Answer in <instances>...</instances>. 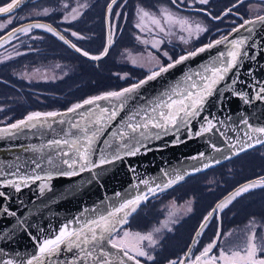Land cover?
Listing matches in <instances>:
<instances>
[{
  "label": "water",
  "instance_id": "95a60500",
  "mask_svg": "<svg viewBox=\"0 0 264 264\" xmlns=\"http://www.w3.org/2000/svg\"><path fill=\"white\" fill-rule=\"evenodd\" d=\"M33 23L96 62L110 51L90 56L39 20L0 44ZM263 144L264 13L134 84L0 125V264H145L112 240L141 200ZM259 180L217 201L179 264L219 206Z\"/></svg>",
  "mask_w": 264,
  "mask_h": 264
},
{
  "label": "rangeland",
  "instance_id": "374dc122",
  "mask_svg": "<svg viewBox=\"0 0 264 264\" xmlns=\"http://www.w3.org/2000/svg\"><path fill=\"white\" fill-rule=\"evenodd\" d=\"M11 2L1 0L0 7H6ZM127 3L126 0H41L23 8L18 12L21 13L19 15L0 17V35L10 29L15 17L29 18L36 16V12L44 15L52 5L66 4L63 19L74 23L71 26L73 29L67 33L79 41L77 45L81 50L86 54L90 51L93 57H100L109 48L110 54L103 64L104 69L111 73L113 70L112 75L123 80L137 73H153L177 56L178 52L204 46L212 36L230 29L236 21L264 11V0H131L126 8ZM89 7L93 9L88 11L87 16L92 20L95 18L96 24L82 32L81 22L85 19L83 12ZM123 9L129 10L130 19L120 35L118 32L124 19L121 14ZM61 21L57 24L61 25ZM41 28L52 34V39H60L55 31ZM74 28L81 31H75ZM22 29L17 36L38 31L37 25ZM88 31L92 32V39L85 40L84 35ZM35 36L38 38V34ZM6 43L3 41L0 45V125L14 121L16 117L45 113V110L56 111L60 106H75L83 97L89 99L91 92L101 86L93 82L94 78H103L106 84L112 83V77L103 72L102 75L93 73L90 71L92 68H86L85 62L79 58L58 56L43 61L40 60L39 45L34 51L25 52V47H16L9 52ZM257 153L253 158H264V147ZM248 158L247 155L226 167L188 179L185 183H177L178 187L172 192L151 203L150 214L159 215L157 218L149 223L144 215L138 221L131 220L126 224L127 227H122L115 234L113 242L137 252L139 233H143V247L150 256L155 251L166 256L180 252L186 247L193 230L215 205L217 195L227 192L230 178H245L243 169L251 165ZM263 166L252 169L251 178L241 181L228 193L240 184L264 175ZM253 175L258 176L252 178ZM262 186L264 183L259 180L238 189L219 206L220 211L227 209L230 203L249 190ZM258 191H250L253 200L249 211L232 217V222L236 224L229 227L220 240L222 257L219 264H264V192ZM259 228H262L261 231ZM213 246L208 244L206 252ZM171 262L169 260L165 264ZM198 264L217 263L214 258L208 257L199 260Z\"/></svg>",
  "mask_w": 264,
  "mask_h": 264
},
{
  "label": "flooded vegetation",
  "instance_id": "af4514ba",
  "mask_svg": "<svg viewBox=\"0 0 264 264\" xmlns=\"http://www.w3.org/2000/svg\"><path fill=\"white\" fill-rule=\"evenodd\" d=\"M12 2L16 1V0H11ZM41 0H31L29 3H27L25 6L21 7V10L23 8H25L26 6L28 7L29 5H31L32 3H37ZM54 1V0H51V2ZM56 1V0H55ZM1 2V0H0ZM10 2V1H9ZM11 2V3H12ZM10 3V4H11ZM66 5V4H65ZM64 5V6H65ZM9 6V5H8ZM63 7V9L66 7ZM178 6L182 9H185L184 7H181L179 4ZM67 8V7H66ZM62 8L60 9L61 11L65 12V10H63ZM21 10L11 14V15H19L21 13H18L20 12ZM65 14V13H64ZM10 15V16H11ZM57 18V7H56V4L52 5L51 8L48 9V11L46 13H44V15H41V14H38V12H36V16H33V17H29V18H26V17H15L14 19H12V25H10V29H6L4 33H1L0 35V38L1 36H3L4 34L8 33L11 31V29L19 26V25H22L23 23H27V22H33V21H46V22H49L53 25V23L51 21H55V19ZM58 19H56L57 21ZM62 20L61 22L62 23H66V22H71L69 20H66L65 19H60ZM59 20V21H60ZM10 22V23H11ZM127 22V16L125 17V19L123 20L122 24H121V30L120 32H118V34H122L126 28L125 24ZM33 25H37V30H42V31H45L44 29L41 28L42 27H45V28H48L50 30H53L51 29L50 27H48L46 24L42 25V24H36V23H33ZM32 24L31 25H28V26H33ZM54 26V25H53ZM7 27H9L7 25ZM27 27V26H25ZM56 27V26H54ZM24 28V27H23ZM56 29H59L56 27ZM23 29H21V32H22ZM63 34L66 33V32H70V30L67 28H63V30L59 29ZM20 30L13 33L11 36L7 37L6 39L2 40L1 43H3V41H6V45H7V51H13L14 48L16 47H25L23 50L26 52V51H34L37 49V45H39V41H38V38L35 36L38 34V31H36L35 33L33 34H23V35H19L17 36L19 33H21ZM56 32V31H55ZM57 33V32H56ZM90 34H92L90 31H88L87 35H86V39L87 40H90L92 38H90ZM65 35V34H64ZM67 36L68 39H70V41L77 47L81 50V48L79 47V45H77V43L79 41H77L76 39H74L71 34H68V35H65ZM60 40H62L66 45H68L72 50H74L71 45L69 44V42L63 40L60 36ZM37 42V43H36ZM89 42V41H88ZM35 43V44H34ZM1 45V44H0ZM34 47V48H32ZM77 54L79 52H77L76 50H74ZM83 51V50H82ZM23 52V51H22ZM21 52V53H22ZM84 52V51H83ZM85 53V52H84ZM87 53V52H86ZM80 54V53H79ZM109 54V53H108ZM107 54V55H108ZM82 57H84L82 54H80ZM88 55L92 56V53L89 51ZM106 55V56H107ZM104 56V57H106ZM103 57V58H104ZM85 59H88L86 57H84ZM101 58V59H103ZM100 59V60H101ZM88 60H92V59H88ZM95 61V60H93ZM98 63V62H97ZM0 81H2V79L0 78ZM9 84V83H8ZM256 179H260V181L262 183H264V175H261L259 177H256ZM166 190L168 189H164V190H161V192H155V193H152L150 194V196H147L145 199L141 200L140 204L133 210V213L131 214L130 218L128 220L125 221V225L123 228L127 227V223L130 222L131 220L133 221H138L141 219V216H145L147 218V223L149 222H152L153 219L157 218L158 216H154L151 213L150 211V205L152 202L156 201L157 199L159 198H162V196H165L166 194ZM164 194V195H163ZM227 195V194H226ZM225 196V195H224ZM223 196V197H224ZM222 197V198H223ZM221 198V199H222ZM220 199H218L217 201H219ZM217 202H215L216 204ZM215 206V205H214ZM213 206V207H214ZM213 207H211V209L208 211V213L213 209ZM207 213V214H208ZM221 213L222 211H220V208L217 209V211L213 214V216L210 218V220L207 222L206 226L203 227L201 229V232L200 234L198 235L197 239H196V243L195 245L193 246V248L191 249L190 251V254L189 256L187 257V260H186V263H190V264H197L199 260H205L206 258L208 257H212L216 260V263L219 264V259L222 257L221 255V252H220V248H222L221 246V238H222V227H223V222H222V219H221ZM206 214V215H207ZM206 217V216H205ZM204 217V218H205ZM203 218V219H204ZM213 218H217L218 221L215 222L213 221L214 219ZM202 219L201 223L204 221ZM199 223L196 228L194 229V232L192 234V237L190 238V240L188 241V245L186 247V249L181 252L179 255L177 254V252L173 255H159L156 251L153 253L152 256L149 255V252H147V250L143 247L144 244H143V241L145 239V235L143 233H139V250L136 251H133L132 249H129L127 246L125 245H122L130 254H133L134 256H136V258L138 260H140L142 263L144 262L145 264H165V262H168L169 260L172 261L170 264H179L182 259L185 257L186 255V251L188 249V247L190 246L191 244V241L196 233V229L199 227V225L201 224ZM144 227H142L141 230H143ZM140 230V231H141ZM208 244H213V248H211V250H208L206 252L205 250V247L208 246Z\"/></svg>",
  "mask_w": 264,
  "mask_h": 264
},
{
  "label": "trees",
  "instance_id": "16d2710c",
  "mask_svg": "<svg viewBox=\"0 0 264 264\" xmlns=\"http://www.w3.org/2000/svg\"><path fill=\"white\" fill-rule=\"evenodd\" d=\"M126 1H128V3H127V6H126V8L128 7V5L129 4H131V0H126ZM56 7H57V18L56 19H58L57 21H56V19H55V21H51L52 23H53V25L54 26H56L57 28H59V29H61V30H63V28H67V29H73V28H71V26H72V23L73 22H66V23H62L61 22V25L60 24H57V22L60 20V19H63V17L65 16V12H63V11H61L60 9L62 8L63 9V7L62 6H60L59 4H56ZM125 8V9H126ZM93 9V7H89L87 10H85L84 12H83V18L85 17V19L83 20V18L82 19H80V21H82L81 22V25H82V32L83 31H85V30H88L89 28H91L92 26H94L95 24H96V20H92V18H90L89 16H87L88 15V11L89 10H92ZM125 9H123L122 11H121V14L123 15V17H124V19H125V17L127 16V21H128V19H130V15H129V10H125ZM264 12V11H263ZM261 14H263V13H261ZM258 15V14H257ZM260 15V14H259ZM98 16V15H97ZM255 16V15H254ZM247 18H250L249 16H247ZM123 19V20H124ZM242 20V19H241ZM241 20H239V21H236V23L232 26V27H234V26H236L237 24H239V23H241ZM126 24H127V22H126ZM126 24H125V26H126ZM73 26H74V23H73ZM127 27V26H126ZM231 27V28H232ZM231 28L229 29V28H227V29H225V30H223V31H221L219 34H217L216 36H212L211 37V40H213V39H215V38H219L220 36H222V35H225V34H227L230 30H231ZM126 29V28H125ZM74 30L75 31H81V29H79V28H74ZM125 31V30H124ZM91 32V31H90ZM69 33V32H68ZM68 33L66 32V33H64L65 35H68ZM88 33V32H87ZM87 33H85V35H84V39L85 40H87L86 39V35H87ZM92 33V32H91ZM51 36H52V34H49V33H47L46 31H42V30H38V41H39V50H38V52H40V60H43V61H46V60H48V59H52V58H56V57H58V56H66V57H76L77 59L79 58L80 59V61H82V62H85V64L87 65V66H85L86 68H88V69H90V68H92V70H90V71H92L93 73H95V72H97V73H100L101 75H102V72L103 73H105L106 75H108L109 77H112L111 78V81H112V83H105V80L103 79V78H101V79H96V78H94L93 79V82H95L96 84H100L101 86H99L98 87V89L97 90H95V91H92L91 92V95H90V97L89 98H91V97H93V96H97V95H101L102 93H104V92H111V91H113V90H119V89H122V88H124L125 86H128V85H131V84H134V82H137V81H139L140 79H142V78H144L147 74H149V73H146L145 75L143 74V75H141V74H139V73H137V74H135L134 76H132L131 78H125V79H123V80H121L118 76H116L117 78H115L112 74L114 73L113 72V70H112V73L111 72H109L107 69H104V62H105V59H107V57H108V55L110 54H108L106 57H104L103 59H101L98 63L96 62V61H93V60H88V59H85L84 57H82L79 53L77 54L74 50H72L68 45H66L62 40H58L57 38L56 39H52L53 38V36H52V38H51ZM49 39H51V41L49 40ZM52 40H53V42H52ZM210 40V41H211ZM52 42V43H51ZM60 46H62V47H60ZM196 48H198V47H196ZM196 48H193V49H191V50H195ZM191 50H188V51H191ZM185 53H187V52H185V51H182V52H178L177 53V56H174L173 58H171V60H168L169 62L170 61H174V60H176L180 55H182V54H185ZM66 60H67V58H66ZM94 70V71H93ZM113 79H118V81L117 82H115V80H113ZM120 79V80H119ZM115 82V83H114ZM86 99V97H83L82 98V100H80V101H83V100H85ZM71 107V105H66V106H60L59 107V109H57L56 111H59V110H64V109H68V108H70ZM49 111V110H48ZM47 110H45V112H48ZM23 118V117H22ZM17 119H21V118H19V117H16L15 118V120H17ZM15 120L14 121H11V122H8V123H5V124H9V123H13V122H15ZM5 124H3V125H5ZM2 125V124H1ZM264 147V144L263 145H261V146H258V148H255V149H252V150H248L246 153H244V154H241V155H239V156H236V158H234V159H231V160H228V161H226L225 163H222L221 165H218V166H215V168H212V169H210V170H207V171H204V172H202V173H199V174H194L193 176H191V177H188V178H186V179H184L183 180V182L185 183V182H187V180L188 179H192V178H197V177H199V176H201V175H204L205 173H208V172H213V171H215V170H218V169H221V168H223V167H226L227 165H230V164H232V163H234V162H236L237 160H239V159H241V158H243V157H247V155H248V157H250V158H248L249 160H251V165H248V166H246L244 169H243V172H242V174H245L244 175V179L242 180V179H237V180H231L232 178H230V181L229 182H227V184H228V189H227V192H225V193H223V194H221V193H219L218 195H217V197H216V199H215V202H217V200L218 199H221L224 195H226L227 193H228V191L229 190H231L232 188H234L235 186H237L238 185V183H240L241 181L243 182V181H246V180H248L249 178H251L249 175H252L251 174V171H252V169H256V167L257 166H259V165H262V164H264V158H260V157H258V159H255V158H253L254 156H257V152H258V150H260L261 148H263ZM256 153V154H255ZM264 167V166H263ZM237 175H239V174H237ZM255 176H258V175H253L252 176V178H254ZM256 178V177H255ZM229 180V179H228ZM182 182V183H183ZM227 186V185H226ZM178 187V185L177 184H175V185H173L170 189H168V190H166V193H164V194H169L170 192H172L173 191V189H175V188H177ZM256 190H260L261 192H264V186H262V187H260V189H258V188H256V189H254V190H249V192H246L244 195H242L241 197H238V199L237 200H235L234 202H232V203H230V205L227 207V209H225V210H223L222 211V213H221V219H222V222H223V227H222V230H223V232H222V236L224 235V233H226V231H227V229H229V227H231V226H233L234 224H236V222H232L233 220H232V217H234V216H239V214H244L245 212H248L249 211V209H250V207H249V205H250V202L253 200L252 199V196H251V194H250V191L251 192H254V191H256ZM260 191H258V192H260ZM163 194V195H164ZM213 207V206H212ZM258 207V206H257ZM203 219V218H202ZM214 220L213 221H215V222H217L218 221V219L217 218H213ZM236 220V219H235ZM232 222V223H231ZM261 229L262 228H259V230L261 231ZM194 231V230H193ZM193 234V233H192ZM192 237V235L190 236V238ZM190 239H188V241H189ZM187 241V245H188V242ZM187 245H186V247H187ZM186 247H184L180 252H177V254L179 255L181 252H183L185 249H186ZM263 255H264V251H263V253H262Z\"/></svg>",
  "mask_w": 264,
  "mask_h": 264
}]
</instances>
